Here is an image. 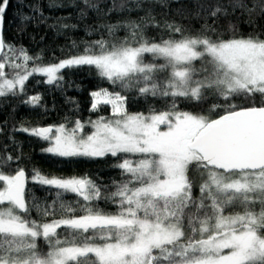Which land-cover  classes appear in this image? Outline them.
I'll return each instance as SVG.
<instances>
[{
  "label": "snow or ice",
  "instance_id": "obj_1",
  "mask_svg": "<svg viewBox=\"0 0 264 264\" xmlns=\"http://www.w3.org/2000/svg\"><path fill=\"white\" fill-rule=\"evenodd\" d=\"M9 2L0 0V53H12L0 62V97L26 94V82L36 73L63 89V70L85 66L112 88L90 92L89 111L110 106L108 117L65 116L59 124L14 126L11 133L46 142L41 151L56 160L111 157L110 168L120 179L105 184L87 173L64 176L35 166L26 171L19 166L22 152L12 156L4 144L0 264H264V31L253 27L244 34L241 17L236 23L228 19L240 11L254 26L264 17V0L201 4L195 14L203 19L199 28L158 20L151 6L143 7L153 0H135L144 15L98 24L89 34L96 32L99 39L72 41L66 58L47 64L41 55L5 40ZM83 4L98 17L126 7L113 0L105 12L90 0ZM29 7L43 16L39 4ZM32 18L25 15L22 21ZM150 27L161 31L149 36ZM6 62L11 78L4 72ZM130 96L161 107L149 104L146 113H131ZM41 99L38 94L22 103L35 108ZM210 99L219 103L203 107ZM66 102L79 109L74 98ZM11 133L8 142L22 148ZM29 183L55 189V199L41 200ZM66 194L75 198L67 200Z\"/></svg>",
  "mask_w": 264,
  "mask_h": 264
},
{
  "label": "trees",
  "instance_id": "obj_2",
  "mask_svg": "<svg viewBox=\"0 0 264 264\" xmlns=\"http://www.w3.org/2000/svg\"><path fill=\"white\" fill-rule=\"evenodd\" d=\"M50 0H10L9 6L6 9L4 18V37L6 41L13 42L17 47L23 45L29 50L30 55H41L45 64L49 62H56L59 59L66 58L69 55L68 45L72 41L79 44L83 40H97L99 35L96 32L89 34V30L95 28L98 24L104 22L115 23L118 20L125 18L136 19L144 15V11L135 7V0H116L117 5L124 4L126 7L123 11H112L107 16L98 17L97 11L92 8H87L83 4V0H55V3L64 5L59 8H49ZM212 0H163V2H155L151 5L145 4L143 7L151 6L153 14L158 20L169 19L181 21L190 24L195 28H199L203 23V19H196L195 14L200 11L199 5H208ZM251 4V0H248ZM90 3L99 4L100 8L105 12L112 7L113 0H90ZM39 4L43 11V16L34 13L29 5ZM128 9H131L129 11ZM83 10L86 15L81 17L80 12ZM207 13H203L206 15ZM33 17L29 21H22L23 16ZM241 17L239 22V29L242 33L248 34L253 31V27L264 31V17H257L254 26H248L245 21L247 15H241L237 11L235 15L230 16L233 23H236V17ZM44 17H47L45 20ZM63 18V19H58ZM211 22V21H209ZM61 24L76 25L75 28L62 29ZM220 24L227 26V20L221 19ZM161 29L149 28L147 34L149 36H157ZM121 36L124 32L119 33ZM165 38L167 35L165 34ZM81 47H83L81 45ZM71 54H76L72 52ZM12 53L5 49V52L0 56V62H5L7 57ZM147 59V56H146ZM15 63H22V60H14ZM32 66V62H29ZM5 74L11 78L13 69L9 64L5 63ZM65 76V83L63 89L57 88L55 85L46 83L45 77L40 74H34L26 82V94L20 93L17 96L8 95L0 97V147L8 143V151L12 156L21 151L23 159L19 166L25 167L26 171L35 166L46 172L55 173L57 175L82 176L88 174L92 178L97 176L105 183H110L111 178L120 179L118 170L111 169L110 165L115 163L111 157L98 158L89 160L86 158L75 159L71 162L53 159L49 154L41 151L47 146L46 142H41L38 138L30 136L27 133L15 132L11 133V129L15 127H31L39 125L59 124L64 121L65 116L71 120H87L89 117L95 120L98 115H107L111 112L110 106H102L100 112H90V92L97 90L99 87L112 88L108 83L102 82L96 77L94 71H89L88 67H82L72 70H63ZM118 90V89H117ZM40 95L41 105L33 108L31 105L22 103L30 96ZM66 97L74 98L79 102V109L74 110L76 105L71 102H66ZM237 104L243 103L242 100L234 101ZM213 103L219 101L209 100L208 104L203 105L207 108ZM149 104L160 108L161 105L155 101L150 100L145 102L142 97L133 99L131 96L128 101V111L147 112ZM181 105V108H185ZM213 118L215 116L213 115ZM7 122V123H5ZM69 124L68 127H72ZM86 131L89 128L86 127ZM14 135L15 139L20 142L22 148L17 149L14 145L8 142V135ZM11 167L15 168L17 165L13 164ZM2 183V182H0ZM28 187L33 189L35 195L41 200H47L51 203L55 199V189L41 188L40 186L29 183ZM195 196H199L198 190L194 191ZM74 194H66L65 199L73 200ZM104 205H101L103 207ZM35 215V213H33Z\"/></svg>",
  "mask_w": 264,
  "mask_h": 264
},
{
  "label": "rangeland",
  "instance_id": "obj_3",
  "mask_svg": "<svg viewBox=\"0 0 264 264\" xmlns=\"http://www.w3.org/2000/svg\"><path fill=\"white\" fill-rule=\"evenodd\" d=\"M36 74H39V73H36ZM40 75H42V74H40ZM42 76H44V75H42ZM44 77H45V80H47V77H46V76H44ZM110 115H111V112H110L109 114H107V115H104V116L108 117V116H110ZM85 132H87V131H86V128H85ZM47 146H48V145H47ZM47 146H46V147H47Z\"/></svg>",
  "mask_w": 264,
  "mask_h": 264
},
{
  "label": "water",
  "instance_id": "obj_4",
  "mask_svg": "<svg viewBox=\"0 0 264 264\" xmlns=\"http://www.w3.org/2000/svg\"><path fill=\"white\" fill-rule=\"evenodd\" d=\"M4 52H5V50H4ZM4 52L0 53V56H2Z\"/></svg>",
  "mask_w": 264,
  "mask_h": 264
}]
</instances>
